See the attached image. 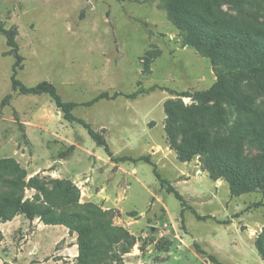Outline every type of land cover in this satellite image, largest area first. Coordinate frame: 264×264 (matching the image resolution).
Returning <instances> with one entry per match:
<instances>
[{
	"label": "rangeland",
	"instance_id": "rangeland-1",
	"mask_svg": "<svg viewBox=\"0 0 264 264\" xmlns=\"http://www.w3.org/2000/svg\"><path fill=\"white\" fill-rule=\"evenodd\" d=\"M221 9L236 15L227 5ZM0 25L17 31V78L28 87L52 83L64 102L158 87L136 100H102L73 114L106 139L114 158L149 156L184 197L183 217L181 203L161 186L150 164L112 161L84 127L64 119L49 96L12 90L16 58L1 33L0 160L15 159L28 179L70 180L81 204L113 210V224L138 238L122 256L125 264H264L255 247L264 228V189L233 197L225 180L210 178L201 158L182 163L169 148L165 102L178 93L206 91L217 78L209 59L183 45L165 0H0ZM148 51L161 54L147 71ZM183 102L193 103L189 97ZM227 109L233 119L235 110ZM244 147L247 157L259 152L253 136ZM35 194L29 189L25 197ZM257 203L262 205L252 207ZM193 210L214 219L199 221ZM78 243L77 233L65 226L24 215L0 221V264H77Z\"/></svg>",
	"mask_w": 264,
	"mask_h": 264
},
{
	"label": "trees",
	"instance_id": "trees-1",
	"mask_svg": "<svg viewBox=\"0 0 264 264\" xmlns=\"http://www.w3.org/2000/svg\"><path fill=\"white\" fill-rule=\"evenodd\" d=\"M165 3L168 19L181 31L183 45L209 59L217 78L206 91L178 93L176 100L165 102L169 148L176 152L182 163L201 158L210 178L225 180L233 197L248 194L257 187L264 189V21H261L264 0H165ZM223 5L235 10L236 15L223 12ZM0 33L6 37L16 58L12 90L22 95L49 96L64 119L84 127L112 161L150 164L161 186L181 203L183 217L184 197L161 176L149 156L114 158L106 139L73 114L80 106L90 108L102 100H136L158 87L140 88L130 94L102 92L84 103L64 102L52 83L43 81L28 87L17 78L22 61L18 54L17 31L0 25ZM160 54V51L147 52V71L152 59ZM184 97L191 98L193 103L185 105ZM10 99L11 95L6 96L2 106ZM227 106L235 110L233 119ZM252 136L259 152L247 157L244 146ZM27 179V171L15 159L0 160L1 222H12L17 216L24 215L30 221L40 219L48 226H65L70 233L78 235L77 264H125L122 256L130 253L138 238L113 224V210H103L93 203L81 204L80 190L70 180L54 179L45 183L38 176ZM50 183L52 188L48 189ZM29 189L36 192L32 198L25 197ZM261 205L257 203L252 207ZM192 212L199 221L214 219ZM117 246H121L120 253L115 251ZM195 247L199 253L206 254L198 244ZM255 247L264 259V228L255 240ZM210 259L218 262L213 256Z\"/></svg>",
	"mask_w": 264,
	"mask_h": 264
}]
</instances>
